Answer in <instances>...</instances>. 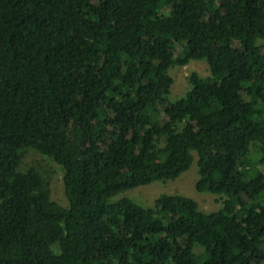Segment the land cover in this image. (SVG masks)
Masks as SVG:
<instances>
[{
    "label": "trees",
    "instance_id": "trees-1",
    "mask_svg": "<svg viewBox=\"0 0 264 264\" xmlns=\"http://www.w3.org/2000/svg\"><path fill=\"white\" fill-rule=\"evenodd\" d=\"M193 60L210 75L172 100ZM28 150L62 167L67 206ZM194 154L218 211L125 195ZM258 168L264 0H0V264H264Z\"/></svg>",
    "mask_w": 264,
    "mask_h": 264
},
{
    "label": "rangeland",
    "instance_id": "rangeland-1",
    "mask_svg": "<svg viewBox=\"0 0 264 264\" xmlns=\"http://www.w3.org/2000/svg\"><path fill=\"white\" fill-rule=\"evenodd\" d=\"M192 73H197L200 77L210 75L209 66L205 61H190L186 65L175 64L170 70V75L173 78L171 89V99L176 100L181 98L189 89V76ZM192 167L183 173L174 181H155L151 184L141 186L127 192L125 195L133 199L135 202L150 206L154 200L161 194H182L190 197L198 202L200 209L204 212H214L222 208L221 199L210 193H198L195 189V184L198 180V168L196 164L197 156ZM30 167L37 169L44 179L49 182L52 199L57 201L62 206H67L68 201L64 192L63 169L48 157L41 156L32 150L26 152L22 171L28 170ZM264 172V169H259L257 175ZM197 251H200L199 249Z\"/></svg>",
    "mask_w": 264,
    "mask_h": 264
}]
</instances>
